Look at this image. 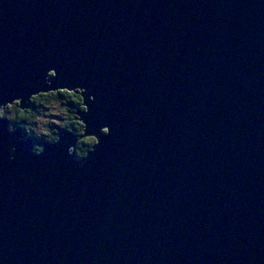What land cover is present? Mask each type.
Instances as JSON below:
<instances>
[{
	"label": "water",
	"instance_id": "obj_1",
	"mask_svg": "<svg viewBox=\"0 0 264 264\" xmlns=\"http://www.w3.org/2000/svg\"><path fill=\"white\" fill-rule=\"evenodd\" d=\"M59 91L42 155L0 116V264H264V0H0V105Z\"/></svg>",
	"mask_w": 264,
	"mask_h": 264
},
{
	"label": "trees",
	"instance_id": "obj_2",
	"mask_svg": "<svg viewBox=\"0 0 264 264\" xmlns=\"http://www.w3.org/2000/svg\"><path fill=\"white\" fill-rule=\"evenodd\" d=\"M64 97L68 100V105H70V113L68 118L66 119L65 123L58 128L61 129H68L75 133L76 135H80L82 133L83 125L80 122H77L75 119L76 112L79 110H84V107L82 105V98L80 93L75 92H67V91H59L55 93H49V94H41L32 99V106L28 110H21L18 105H15L16 107H13L15 111L12 113L13 115L9 118L11 121L12 126L15 127H21L23 129V134L25 137H31L33 142L36 140V137L34 136V132L31 131V129H28L26 126H28V119L33 118L34 115H32L35 112H38V107L44 106L50 98L51 100L56 99L57 97ZM39 105V106H38ZM9 108V107H8ZM11 110L6 108V111L2 116H6V113H10ZM58 131L54 134V137L50 140L51 142L54 141L56 138H58ZM95 143V139L93 138H85L83 140H80L77 146V157L81 158L84 157L87 152L92 148V146ZM40 145V144H39Z\"/></svg>",
	"mask_w": 264,
	"mask_h": 264
},
{
	"label": "rangeland",
	"instance_id": "obj_3",
	"mask_svg": "<svg viewBox=\"0 0 264 264\" xmlns=\"http://www.w3.org/2000/svg\"><path fill=\"white\" fill-rule=\"evenodd\" d=\"M68 103V100L62 96L54 100L50 98L44 106L38 107V112L32 114L34 115L33 118L28 119V126L26 127L34 132V136L38 141L34 140V146L39 145V142L50 141L54 137L56 129L63 125L69 116L70 105ZM17 104L16 102L9 108L7 107V109L11 110L10 113H6L9 118L13 115L12 113L15 111L13 107H16L15 105Z\"/></svg>",
	"mask_w": 264,
	"mask_h": 264
},
{
	"label": "clouds",
	"instance_id": "obj_4",
	"mask_svg": "<svg viewBox=\"0 0 264 264\" xmlns=\"http://www.w3.org/2000/svg\"><path fill=\"white\" fill-rule=\"evenodd\" d=\"M52 79H50L49 75H48V82L50 83ZM79 89H82V88H79ZM83 92H84V95H86V90L85 89H82ZM95 98L93 97V100ZM18 100H21V99H17L15 101H18ZM12 103H7L5 105H0V116H2L4 114V110H5V107H10ZM89 109V108H88ZM90 111V110H89ZM88 111V112H89ZM87 112V113H88ZM9 121V120H8ZM106 130H110L109 128L105 127L103 128L101 131L104 135L105 134V131ZM16 129L12 126V124L9 125V132H15ZM108 135V134H107ZM44 147L40 146V145H35L34 148H33V152L35 155H42L45 151L43 150ZM15 152H16V149L14 146H10L9 147V153H10V159H14L15 158ZM69 155H72V151H71V148L69 149ZM84 165L82 164L81 167H83Z\"/></svg>",
	"mask_w": 264,
	"mask_h": 264
},
{
	"label": "flooded vegetation",
	"instance_id": "obj_5",
	"mask_svg": "<svg viewBox=\"0 0 264 264\" xmlns=\"http://www.w3.org/2000/svg\"><path fill=\"white\" fill-rule=\"evenodd\" d=\"M78 122V121H77Z\"/></svg>",
	"mask_w": 264,
	"mask_h": 264
}]
</instances>
